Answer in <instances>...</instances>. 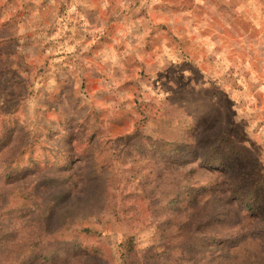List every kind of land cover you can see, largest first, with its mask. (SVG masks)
Instances as JSON below:
<instances>
[{
	"label": "rangeland",
	"instance_id": "obj_1",
	"mask_svg": "<svg viewBox=\"0 0 264 264\" xmlns=\"http://www.w3.org/2000/svg\"><path fill=\"white\" fill-rule=\"evenodd\" d=\"M249 1L0 0V264H264Z\"/></svg>",
	"mask_w": 264,
	"mask_h": 264
},
{
	"label": "crops",
	"instance_id": "obj_2",
	"mask_svg": "<svg viewBox=\"0 0 264 264\" xmlns=\"http://www.w3.org/2000/svg\"><path fill=\"white\" fill-rule=\"evenodd\" d=\"M261 1L262 5L261 8H257L255 3ZM256 7V8H255ZM249 8L251 9L245 15L250 17L253 24L256 27L260 28L264 31V0H250L249 1ZM213 15L219 16V13L213 12Z\"/></svg>",
	"mask_w": 264,
	"mask_h": 264
}]
</instances>
